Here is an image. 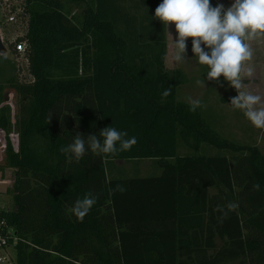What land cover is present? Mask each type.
Listing matches in <instances>:
<instances>
[{
    "label": "trees",
    "instance_id": "trees-1",
    "mask_svg": "<svg viewBox=\"0 0 264 264\" xmlns=\"http://www.w3.org/2000/svg\"><path fill=\"white\" fill-rule=\"evenodd\" d=\"M161 2L26 0L32 80L0 55V171L15 175L5 216L20 237L16 264H264V153L178 99L187 76L166 68L167 28L153 18ZM110 125L137 144L79 162L60 151L77 132L99 137ZM141 160L154 161L149 174L115 167ZM117 184L126 191L110 194ZM89 191L99 198L80 221L71 207ZM229 202L239 207L221 223L216 206Z\"/></svg>",
    "mask_w": 264,
    "mask_h": 264
},
{
    "label": "clouds",
    "instance_id": "clouds-1",
    "mask_svg": "<svg viewBox=\"0 0 264 264\" xmlns=\"http://www.w3.org/2000/svg\"><path fill=\"white\" fill-rule=\"evenodd\" d=\"M155 19H159L164 28L175 25L177 36L172 37L171 59L176 64L187 63V39L192 38V53L195 62L207 66L206 79L221 83V76L234 87L238 94L231 98L230 105L234 110H240L243 115L258 129H264V97L247 89L240 76L242 64L253 58L254 50L245 43L257 33H264V0H233L227 8L223 3L211 4V0H162L155 9ZM207 49V50H206ZM248 76L252 75L249 69ZM204 82L197 81V84ZM171 94V88L166 89L162 96ZM189 110L195 112L203 107L198 98L187 97ZM86 137V138H85ZM102 138V139H101ZM135 136H128L126 131L107 126L96 134L84 136L77 132L73 142L61 147L62 153H70L79 162L90 150L93 153L115 157L121 152L130 151L137 144ZM258 183L253 184V190H259ZM126 188L117 184L110 189V194L123 193ZM98 195L91 191L78 198L71 207V212L82 221L98 201ZM239 205L229 202L227 205H217L215 211L221 213L219 222L228 217Z\"/></svg>",
    "mask_w": 264,
    "mask_h": 264
},
{
    "label": "rangeland",
    "instance_id": "rangeland-1",
    "mask_svg": "<svg viewBox=\"0 0 264 264\" xmlns=\"http://www.w3.org/2000/svg\"><path fill=\"white\" fill-rule=\"evenodd\" d=\"M227 1L229 3L228 6H230L231 0ZM84 6V3L71 4L73 14L81 13ZM213 6H215V4H213ZM3 16V9L0 6V30L2 32L0 35L3 36L5 40V46L9 51L7 57L4 58L6 60H11L14 63L15 70L21 81L29 82L32 80V75L29 72L28 59L25 54L19 52L14 53L13 49H11L13 45H11L9 42V40L16 35V31L20 30L14 25L6 24L3 21ZM246 43L254 50V55L252 60L245 61V63L242 64L241 73L243 68H245L242 73V79L248 90L252 91L254 94L264 97V33H257L255 37L249 40L247 39ZM191 48V42L187 43V50L191 52L194 59V54L192 53ZM193 62H195V59ZM195 63L193 65L192 61L190 60L187 62V64L190 65V73L194 75L192 77L193 83L188 86H180V92L178 93L179 98L186 102V98L189 96L200 99L204 106L199 109L203 113L208 123L218 133H220L225 138L241 144L255 145L259 147L264 153V129L255 128L243 115L242 111L234 110L230 105L231 98L238 94L237 90L230 86L223 76L219 78L221 82L219 84L215 81L207 80L206 74L208 67L196 63L197 69L195 70ZM249 69H251L253 73L250 77L247 74ZM198 80L204 83L197 84ZM201 88H203V91H201ZM15 99L16 97H14L13 94L8 95V102L13 107L16 106ZM212 151L216 152V149H212ZM182 153L184 154L186 152L182 151ZM136 166L140 168L139 173L141 175H145L151 172L150 170L154 168L155 163L153 160L115 162V167L117 169H125L124 171L130 174L132 173L130 169L134 168L133 171H135ZM1 180L0 201L11 209L14 200L12 195L8 194L7 191L13 186L15 182L14 170L7 169L5 172L0 171V181ZM214 192L215 190L213 189L212 193ZM230 264H244V262L238 260L231 262Z\"/></svg>",
    "mask_w": 264,
    "mask_h": 264
},
{
    "label": "built area",
    "instance_id": "built-area-1",
    "mask_svg": "<svg viewBox=\"0 0 264 264\" xmlns=\"http://www.w3.org/2000/svg\"><path fill=\"white\" fill-rule=\"evenodd\" d=\"M0 6L3 9V21L6 24L14 25L20 30L16 31V35L9 42L14 45L17 52L24 54L27 49L25 36L29 25L26 0H0ZM0 34H2L1 31ZM1 37L5 44L3 36ZM9 210L10 208L0 201V264H16L17 262V246L20 237L17 229L8 222L5 216V213Z\"/></svg>",
    "mask_w": 264,
    "mask_h": 264
},
{
    "label": "crops",
    "instance_id": "crops-1",
    "mask_svg": "<svg viewBox=\"0 0 264 264\" xmlns=\"http://www.w3.org/2000/svg\"><path fill=\"white\" fill-rule=\"evenodd\" d=\"M212 2H213V4H217V3H223L224 5H225V7L227 8L228 7V1L227 0H211V4H212ZM233 2V0H231V3ZM212 4V5H213ZM1 31V30H0ZM173 36V38L175 39L176 38V36H177V33H176V29H175V25L174 24H170L169 25V28L167 29V55H166V59H165V65H166V68L168 69V70H171V71H173V70H177V69H181V70H183L184 71V73L186 74V76H187V80H186V82L182 85V86H188V85H190V84H192L193 83V80H192V77L194 76V75H192L191 73H190V65H188L187 63H183V64H176V63H174L173 61H172V59H171V56H172V52H173V48H172V37H171V35ZM191 40L192 39H190V38H188L187 39V43H190L191 42ZM247 40V39H246ZM246 40H245V43H246ZM249 40V39H248ZM11 49H14V45L11 47ZM15 50V49H14ZM9 52V51H8ZM8 54V53H7ZM7 54H5V55H1V56H4V57H7ZM186 58L188 59V60H190V61H192V64L194 65V63L195 62H193L194 61V59H193V57H192V54H191V52L190 51H188L187 50V53H186ZM245 63V62H244ZM195 70L197 69V64L195 63V68H194ZM244 69L245 68H243V70H242V73H243V71H244ZM242 73H241V78H243V76H242ZM253 74V73H252ZM195 75H196V73H195ZM196 81V80H195ZM196 87V86H195ZM204 88H205V86H204ZM201 91H203V88H201ZM180 92V89H179V91H178V93ZM178 99L179 100H182V99H180L179 98V96H178ZM182 101H184V100H182Z\"/></svg>",
    "mask_w": 264,
    "mask_h": 264
},
{
    "label": "water",
    "instance_id": "water-1",
    "mask_svg": "<svg viewBox=\"0 0 264 264\" xmlns=\"http://www.w3.org/2000/svg\"><path fill=\"white\" fill-rule=\"evenodd\" d=\"M8 53V48L5 46L4 41L0 35V54L5 55Z\"/></svg>",
    "mask_w": 264,
    "mask_h": 264
}]
</instances>
